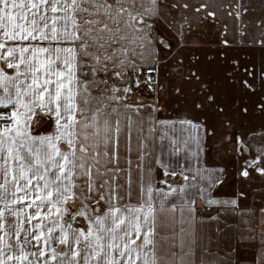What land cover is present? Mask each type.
<instances>
[{"label":"snow or ice","instance_id":"1","mask_svg":"<svg viewBox=\"0 0 264 264\" xmlns=\"http://www.w3.org/2000/svg\"><path fill=\"white\" fill-rule=\"evenodd\" d=\"M218 7L241 24L248 12L244 0H0V264H175L158 250V210L183 222L197 203L236 210L247 199L220 198L228 171L205 159L214 123L158 116L162 63L201 88L193 111L220 115L237 175L264 179V56L221 53L215 83L178 71L185 26L215 22ZM255 25L237 31L264 52V16ZM252 214L262 230L251 264H264V206Z\"/></svg>","mask_w":264,"mask_h":264},{"label":"crops","instance_id":"2","mask_svg":"<svg viewBox=\"0 0 264 264\" xmlns=\"http://www.w3.org/2000/svg\"><path fill=\"white\" fill-rule=\"evenodd\" d=\"M246 0H244L245 2ZM248 1V0H247ZM190 2H197V0H190ZM206 2L214 5L228 4L231 0H206ZM217 18L220 19L224 26H227V32L225 35L230 42H234L236 33V18L234 16H228L226 8L218 7ZM217 25L218 22H193L191 26V31L188 30L186 25L185 31V42H198L201 41L200 31L194 29V27H204L206 25ZM161 35L165 36L166 40H173V35L171 32L166 30V26L161 25ZM214 39H216V44H211L212 48L210 51L204 52L209 57H223L221 53H226L228 58H233L234 51L232 52V47L235 44L225 45L228 49L224 52L219 50L223 48L220 46L222 36L211 34ZM211 40V39H210ZM213 41V40H212ZM215 43V41H214ZM223 45V44H222ZM213 48L216 51H213ZM230 49V50H229ZM203 53V52H202ZM195 54V53H194ZM200 54V53H199ZM181 55V54H180ZM225 58V57H224ZM246 62L245 54L243 55V63ZM163 98L160 97V107L158 116L166 119H173L184 113L176 115L174 113H167L165 106H163ZM187 115L198 118L191 113ZM204 121L203 118H198ZM208 137V138H216ZM214 145V142H213ZM215 147V145H214ZM206 162L209 164H218L223 166L228 171L227 179L219 187L220 198L223 199L226 196H230L237 190L244 191L247 193V199L241 198L239 208L236 210L228 209L224 210L213 206L209 208L206 205H201L199 203L195 206V213H186L183 217V222H181L179 211L176 213L177 219L175 222L172 219L173 214L171 211L165 209L164 211L158 210V216L160 219V226L158 232V250L162 257H166L169 262L172 261V252L175 251L179 259L175 260V264H251L254 259V252L256 249V244L251 241L254 239L253 234L257 238L261 233L262 226L260 218L257 215H253V210L262 204L263 200L260 196L250 194L248 189H245V184L241 179L236 180V176L231 170L227 168V164L219 161L215 151L214 159L211 158L208 151V139L205 145ZM159 176V172H157ZM169 179H174L169 177ZM241 180V181H240ZM210 217H217L216 219H210ZM183 229V230H181ZM181 252L186 253V255H181Z\"/></svg>","mask_w":264,"mask_h":264},{"label":"rangeland","instance_id":"3","mask_svg":"<svg viewBox=\"0 0 264 264\" xmlns=\"http://www.w3.org/2000/svg\"><path fill=\"white\" fill-rule=\"evenodd\" d=\"M244 3L248 8V12L242 13V24L239 21L236 22L235 28L236 33L238 32L237 38L235 36V39L233 40L234 42H230L231 44H235L234 46H231L232 52H235L233 58H239L243 63V55L245 54L246 62H255L259 64L261 57L264 56V52L258 47L250 46L246 42L247 37H244L245 42L241 43L240 32L237 31V29L238 27L243 26L249 36L257 34L255 20L264 16V0H246ZM205 21L207 23L212 22V18L209 17L204 20V22ZM215 22H218V24H208L201 28L194 27V29L200 31L203 35H201V41H188L184 43L183 51L180 52V56L183 57L184 60V66L178 68L179 72H183L185 68H194L202 78L210 79L213 83L220 78L221 69L227 66L225 58H219L216 56L209 57L204 53L211 50V44H216V39H214L211 34H220V36H222V34L225 35L226 33L222 21L216 19ZM219 45L223 46V48H219V50L225 52L228 49L225 47V44L222 45L221 42ZM213 49V51H216L215 49L217 48ZM167 67L169 71L168 73H164V64H161V75L162 77L166 75L169 83L165 90L160 94V97L164 100L163 106H165L167 113H174L176 115H179L180 113H191L198 118H203L204 121L214 123L217 128L218 137L208 138V151L211 158L214 159V154L212 155V152L215 151L217 159L224 164H227V168L230 172L232 170L234 174L236 173V180L241 179L243 183H246L245 189H248L252 195L260 196V199L263 200L262 204H264V179L256 173H253L251 178L248 179L237 175L236 169L239 167V164L236 157L227 152L226 145L223 143L222 137L225 130L221 125V117L217 114L215 108H206L202 115H198L196 111H193L192 100L203 98L201 88L198 85H194V82H186L181 76L177 75V65L173 64L171 61L168 62ZM194 86L195 91H193ZM176 88H182L183 95L177 93ZM260 119L261 117L259 115L249 117L250 125L258 126Z\"/></svg>","mask_w":264,"mask_h":264}]
</instances>
